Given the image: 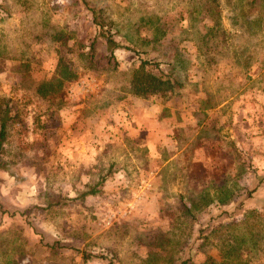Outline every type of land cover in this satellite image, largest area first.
I'll return each instance as SVG.
<instances>
[{"label":"rangeland","instance_id":"374dc122","mask_svg":"<svg viewBox=\"0 0 264 264\" xmlns=\"http://www.w3.org/2000/svg\"><path fill=\"white\" fill-rule=\"evenodd\" d=\"M7 109L0 264H264V0H0Z\"/></svg>","mask_w":264,"mask_h":264},{"label":"trees","instance_id":"16d2710c","mask_svg":"<svg viewBox=\"0 0 264 264\" xmlns=\"http://www.w3.org/2000/svg\"><path fill=\"white\" fill-rule=\"evenodd\" d=\"M108 41L110 43L116 44L115 40L111 36H108ZM66 79L63 77H58L54 81L51 80L46 86H52L53 84H55L56 85L55 90L56 91L60 90V88L63 87V82ZM171 84L179 85V82L176 81L174 78L173 80H169V79L167 80L162 76H157L156 74H152V73L151 74L148 73L144 75L135 74L132 79L133 88L135 89V92L139 95L152 94L158 91H167V89L172 88ZM44 87L45 85L40 86V90H43ZM7 113H8V109L4 111L0 124V154L3 149L4 142L7 138V129H8ZM3 166L4 164H2V167ZM96 192L97 190L95 188H92L82 193L81 197L83 198L86 195L95 194ZM255 213L258 214V210H255Z\"/></svg>","mask_w":264,"mask_h":264}]
</instances>
